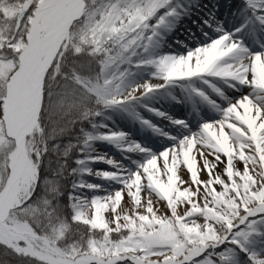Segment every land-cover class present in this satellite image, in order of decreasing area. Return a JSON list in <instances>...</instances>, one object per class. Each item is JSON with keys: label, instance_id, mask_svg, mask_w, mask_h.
<instances>
[{"label": "snow or ice", "instance_id": "1", "mask_svg": "<svg viewBox=\"0 0 264 264\" xmlns=\"http://www.w3.org/2000/svg\"><path fill=\"white\" fill-rule=\"evenodd\" d=\"M0 250L264 264V0H0Z\"/></svg>", "mask_w": 264, "mask_h": 264}, {"label": "bare ground", "instance_id": "2", "mask_svg": "<svg viewBox=\"0 0 264 264\" xmlns=\"http://www.w3.org/2000/svg\"><path fill=\"white\" fill-rule=\"evenodd\" d=\"M228 12H229V11H228L227 8H222L221 11H220V15H221V14L228 13ZM187 22H188L187 19H185V23H187ZM178 28H180V26L177 25V29L172 33V35H171V37H170V39H172L173 41H175V40H179V39L177 38V36L175 35V33H176V31L178 30ZM186 42H187V43H193V40L190 38V39L187 40Z\"/></svg>", "mask_w": 264, "mask_h": 264}, {"label": "trees", "instance_id": "3", "mask_svg": "<svg viewBox=\"0 0 264 264\" xmlns=\"http://www.w3.org/2000/svg\"><path fill=\"white\" fill-rule=\"evenodd\" d=\"M64 202L66 203V199H65ZM0 251H2V250H0ZM3 259H7V258H5L2 255H0V260H3ZM11 264H17L16 260L15 259H12Z\"/></svg>", "mask_w": 264, "mask_h": 264}, {"label": "rangeland", "instance_id": "4", "mask_svg": "<svg viewBox=\"0 0 264 264\" xmlns=\"http://www.w3.org/2000/svg\"><path fill=\"white\" fill-rule=\"evenodd\" d=\"M185 35H188V33H185ZM180 111H181V109H178V112H180ZM108 148H110V146H108ZM112 152L115 153V150L113 149ZM99 166L106 167V166H103V165H99ZM161 211H163V207H161Z\"/></svg>", "mask_w": 264, "mask_h": 264}]
</instances>
